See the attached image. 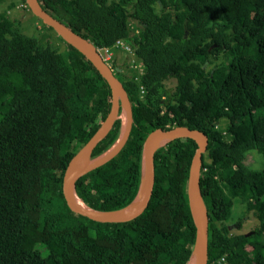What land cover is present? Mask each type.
Masks as SVG:
<instances>
[{
    "label": "trees",
    "instance_id": "1",
    "mask_svg": "<svg viewBox=\"0 0 264 264\" xmlns=\"http://www.w3.org/2000/svg\"><path fill=\"white\" fill-rule=\"evenodd\" d=\"M37 1L96 48L122 40L143 65L138 82L116 73L131 132L118 155L75 182L79 200L97 211L125 207L140 185L147 134L198 130L208 138L199 173L207 264H264V166L245 162L251 151L264 155V0ZM20 29L19 18L0 13V264H186L195 233L186 197L194 141L155 152L152 195L137 218L101 224L70 212L62 176L105 119L110 91L59 36L63 47L52 48ZM167 78L175 80L171 94ZM120 129L118 119L91 159ZM236 201L254 228L227 224Z\"/></svg>",
    "mask_w": 264,
    "mask_h": 264
},
{
    "label": "water",
    "instance_id": "2",
    "mask_svg": "<svg viewBox=\"0 0 264 264\" xmlns=\"http://www.w3.org/2000/svg\"><path fill=\"white\" fill-rule=\"evenodd\" d=\"M24 1L29 12L34 17L39 19L45 26L51 28L56 35L80 53L95 68L106 82L110 91V106L105 119L90 139L73 155L64 170L61 194L66 208L72 213L101 224L126 223L137 218L146 209L152 195L154 185L153 160L155 152L173 140L190 139L196 144V149L188 168L186 197L195 233L192 251L187 263L194 260V264H207L208 221L199 188V173L202 164V155L206 151L208 138L198 130H190L184 126H176L165 130L155 129L147 134L142 143L140 157V185L133 200L125 207L114 211H97L88 208L82 202L83 207L75 203V198L77 197L75 193V182L80 177L110 162L126 144L132 128L131 105L122 84L114 76L111 69L102 61L92 43L72 32L66 25L47 14L37 0ZM121 113L125 116V123L124 126H121L116 142L104 154L91 159L93 149L106 137L112 129L114 122L120 119ZM161 138H165L167 141L159 146L158 141ZM248 235L249 233L246 234V236Z\"/></svg>",
    "mask_w": 264,
    "mask_h": 264
},
{
    "label": "rangeland",
    "instance_id": "3",
    "mask_svg": "<svg viewBox=\"0 0 264 264\" xmlns=\"http://www.w3.org/2000/svg\"><path fill=\"white\" fill-rule=\"evenodd\" d=\"M26 7V4H22L21 0H5L0 4V13L8 14L11 19L19 18L21 27L20 30L24 35L33 37L39 40L41 44L50 46L52 48H57L59 46L63 47V42L62 40H60L58 35H56L53 30H48L49 32H47L46 29L43 28L42 25L34 18V16L29 13V10H27ZM114 55L115 65L117 69H119L115 70V72L117 73L122 71L123 73L121 72V75H124V73L128 74L129 71L123 68L124 64L128 61V56L116 51H114ZM210 59L212 63H218L221 61L220 55L215 60L213 59V57H211ZM134 63H137V61L134 60ZM115 72L113 73L117 75L118 79L119 76ZM118 80L120 81V79ZM164 85L167 93L171 94L174 90L175 80L172 78H167L164 81ZM121 123V126H123L124 122L121 121ZM224 124L226 123L223 122L222 125ZM245 162L249 166V168L254 170H261L264 166V155L262 156L255 151H251L248 153ZM227 224L231 226V229L233 231L244 232L248 229L254 228L257 225V221L253 218H249V216H246L244 213L242 202L236 201L234 203L232 213ZM239 224H241V227H238Z\"/></svg>",
    "mask_w": 264,
    "mask_h": 264
},
{
    "label": "built area",
    "instance_id": "4",
    "mask_svg": "<svg viewBox=\"0 0 264 264\" xmlns=\"http://www.w3.org/2000/svg\"><path fill=\"white\" fill-rule=\"evenodd\" d=\"M97 53L100 55L102 61L111 69L112 72H115V70H119L116 68H113V62L115 63V55H114V51L119 52L123 55L128 56V61L126 62V66H124L123 68L127 71H129L128 74H125V76H127V78H129L130 80H132L133 82H138L141 77L143 76V65L140 61H137L134 53L132 51V49L130 48V46L126 43H124L122 40H116L114 42V44L109 48L107 47H102V48H96ZM103 55H102V54ZM134 60L137 61V63H134ZM116 66V65H115ZM122 72V71H121ZM134 72L135 75L130 78V74ZM116 73V72H115ZM140 92L143 93V88L140 87ZM215 128L219 129L220 126L219 124H215ZM223 135H225V131L222 130ZM223 261V259H222Z\"/></svg>",
    "mask_w": 264,
    "mask_h": 264
},
{
    "label": "bare ground",
    "instance_id": "5",
    "mask_svg": "<svg viewBox=\"0 0 264 264\" xmlns=\"http://www.w3.org/2000/svg\"><path fill=\"white\" fill-rule=\"evenodd\" d=\"M120 119L122 120V122L125 123V116H124L123 113H121V115H120ZM124 123H123V126H124ZM166 141H167V139H165V138H161V139L158 141V145L161 146V145H163L164 143H166ZM77 197H78V196H77ZM77 197L75 198V203H76L78 206L83 207L84 205L81 203V201H80ZM187 264H194V260L188 262Z\"/></svg>",
    "mask_w": 264,
    "mask_h": 264
},
{
    "label": "flooded vegetation",
    "instance_id": "6",
    "mask_svg": "<svg viewBox=\"0 0 264 264\" xmlns=\"http://www.w3.org/2000/svg\"><path fill=\"white\" fill-rule=\"evenodd\" d=\"M114 76L116 77V75L114 74Z\"/></svg>",
    "mask_w": 264,
    "mask_h": 264
}]
</instances>
